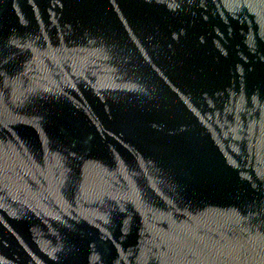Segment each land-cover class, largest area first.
I'll return each instance as SVG.
<instances>
[{
	"label": "water",
	"instance_id": "obj_1",
	"mask_svg": "<svg viewBox=\"0 0 264 264\" xmlns=\"http://www.w3.org/2000/svg\"><path fill=\"white\" fill-rule=\"evenodd\" d=\"M0 264H264V0H0Z\"/></svg>",
	"mask_w": 264,
	"mask_h": 264
}]
</instances>
